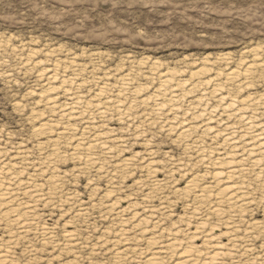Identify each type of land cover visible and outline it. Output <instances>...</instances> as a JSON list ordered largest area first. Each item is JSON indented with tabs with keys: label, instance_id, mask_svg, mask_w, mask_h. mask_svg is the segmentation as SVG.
<instances>
[{
	"label": "rangeland",
	"instance_id": "rangeland-1",
	"mask_svg": "<svg viewBox=\"0 0 264 264\" xmlns=\"http://www.w3.org/2000/svg\"><path fill=\"white\" fill-rule=\"evenodd\" d=\"M0 38L6 43L0 52V159H11L18 167L28 168L20 176L25 179V174L31 170L24 160L13 158L17 150L24 148L30 151L29 162L38 161L41 155L36 148L38 142H44V153H50L45 136L37 135L33 127L40 121L35 116L37 110H45L38 94L46 81L44 77H38V71L51 66L54 58L67 60L76 56L85 68L81 77L88 80L97 74L100 81L113 83L123 73L136 75L133 86L142 84L145 87L137 97L138 101L154 91L157 81L137 74V64L129 61L145 58L142 65L146 70V66L156 61L162 69L180 70L181 77L185 79L200 68L203 58L214 60L228 54L231 58L229 66L234 67L240 58H247L244 52L251 48L258 47L264 56V0H0ZM50 50H56L52 57L47 56ZM36 60L42 63L32 65ZM216 67L224 69L226 64L218 62ZM255 85L254 92H264V73L256 78ZM96 86L90 82L84 87V95L91 96ZM242 94L245 92L236 95ZM128 100L132 101L133 97L129 95ZM188 100L192 101L193 96ZM215 102L211 98L208 105ZM135 105V113L129 120L119 122L112 112L103 122L100 121L103 127L113 129V138L125 140V146L118 148L123 151L116 148L112 155L117 158L138 156L132 171L118 172L113 177L88 169L81 172L77 162L66 153V157L59 160L57 169L63 176L59 187L61 193L52 200L35 202L36 218L40 221L39 224L37 220L36 225L53 227V238L56 239L51 240L52 243L41 240L43 236L36 225L22 232L14 225L0 221V243L11 247L13 264H145L144 254H137L138 257H132V261L125 259L118 263L113 258V242L109 239L118 233L119 219L122 216L125 219L130 211L125 210L127 216L113 213L127 207L130 202L136 208L142 207L144 194L150 191L146 172L140 167L143 160L139 159L145 156L147 148L154 151L159 163L158 178L170 180V188L164 189L170 204L163 214H157L159 227H184L188 202L185 198L175 197L172 188H182L188 175L203 172L205 167L202 163L192 165L196 161L195 155L188 154V150L175 140L174 133L160 127L162 119L151 126L145 125L142 118L145 107L140 103ZM44 115L48 116V113ZM205 143L210 145L208 140ZM61 150L68 149L63 145ZM100 158L105 167L106 161L101 153ZM169 158L186 163L183 169H187L188 174L184 176V171L175 168L170 174L168 171L173 165ZM138 182H142V188L138 187ZM39 183L44 188L49 186L46 179L39 180ZM110 190L113 192L109 194L119 200L115 202L117 208L114 210L107 206L112 198L106 194ZM256 192L257 196L264 195V188ZM153 199L154 204H159L158 198ZM262 201L264 205V198ZM91 202L97 204L92 205ZM83 206L88 207L86 212L89 213L83 215L79 212L78 208ZM205 215L199 217L205 218ZM211 220L218 222L213 216ZM245 220L264 224L262 206L256 205ZM131 221L125 223L127 235L132 238L129 240L131 247L137 251L146 246L145 237L137 234L133 226L136 222ZM238 223L240 229H244L249 222ZM223 227L219 222L215 231H224ZM149 228L152 227H148V231ZM64 231H74L78 243H81L65 248ZM162 234V239H166L165 233ZM147 236H150V231ZM249 239L251 257L260 261L264 251V229H254ZM116 247H123V242ZM239 261L240 264H257L256 260L243 256Z\"/></svg>",
	"mask_w": 264,
	"mask_h": 264
},
{
	"label": "bare ground",
	"instance_id": "bare-ground-1",
	"mask_svg": "<svg viewBox=\"0 0 264 264\" xmlns=\"http://www.w3.org/2000/svg\"><path fill=\"white\" fill-rule=\"evenodd\" d=\"M5 46L6 43L0 38V52ZM55 51H48L47 56H54ZM244 53H247V58H240L234 67L229 66L231 58L228 54L214 60L203 58L200 68L192 71L185 79L181 77L180 70L170 67L162 69L156 61L146 66L147 70L142 65L145 58L137 62L129 61L137 64V74L141 73L146 79L157 81L154 91L138 101L137 97L145 87L142 84L133 86L136 75L123 73L113 83L100 81L97 74L88 80L81 77L85 68L76 56L67 60L53 57L51 66L38 71V77H44L46 81L38 94L45 110H37L35 116L40 121L33 127V132L45 136L50 153H44V142H38L36 148H39L41 155L38 161L29 162L32 153L24 148L17 150L13 158L24 160L31 170L25 174V179L20 176L28 168L18 167L11 159H0V221L14 225V228L22 232L37 224L35 202L40 199L52 200L61 193L59 187L63 176L57 169L59 160L65 158L66 153L77 162L81 172L88 169L112 177L118 172H131L135 157L138 156L117 158L112 155L115 154L114 149L125 146V140L113 138V129L103 127L100 123L112 112L119 122L129 120L130 115L135 113V104L140 103L145 107L142 115L145 125L151 126L162 119L160 127H166L165 131L174 133L175 140L188 150V154L195 155L196 161L192 165L202 163L205 170L188 175L182 188H172L175 197L185 198L188 202L184 227H159L157 214H163L170 204L168 195L164 194V189L170 188V180L158 178L159 163L154 151L147 148L145 156L139 159L143 160L140 167L146 172L150 191L144 194L142 207L136 208L130 202L127 207L113 213L125 215L128 209L131 215L119 219L118 233L109 239L113 242V258L119 263L125 259L132 261V257L137 254H144L145 264H240L239 258L243 256L256 260L257 264H264V251L260 261L257 257H251L249 239L252 231L264 229V224L256 220H245L256 205H261L264 210L261 204L264 195L257 196L256 192L264 188V92L258 94L253 91L256 78L264 73V56L258 47ZM218 62H224L226 67H216ZM41 63V60H36L32 65ZM90 82L97 84L96 90L91 96H86L83 93L84 87ZM235 92L245 94H233ZM129 95L133 97L132 101L128 100ZM191 96L192 101L188 100ZM211 98L216 102L208 105ZM147 106L149 109H146ZM46 113L48 116L44 115ZM206 140L210 145L205 143ZM63 145L67 151L61 150ZM100 153L104 155L105 167ZM169 160L173 165L168 171L170 174L174 172L173 168L184 171V176L188 174L187 169H183L186 163L171 158ZM41 179H46L49 186L42 187V183H39ZM136 184L141 188L143 186L142 182ZM111 192L113 190L106 193L108 198H113L107 206L114 210V207L117 208L115 202L118 197L109 194ZM66 198L70 200V197ZM153 198H158L159 204H154ZM86 206L78 208L83 215L89 213L86 212ZM204 213L206 217L200 218ZM212 216L218 222H212ZM129 220L136 222L133 226L137 234L145 237L146 246L137 251L131 247L129 240L132 238L127 235L125 223ZM240 221L249 223L240 229ZM219 222L223 223L225 230L216 232L215 226ZM148 227L152 228H149L150 236L146 237ZM37 229L42 233L41 240L50 243L56 239L53 238V227L43 224ZM162 233H165L166 239H162ZM63 241L65 248H73L81 243H78L74 231H64ZM120 242H123V247H116ZM10 248L0 243V264L14 263L10 257Z\"/></svg>",
	"mask_w": 264,
	"mask_h": 264
}]
</instances>
